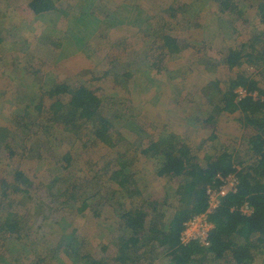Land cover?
Instances as JSON below:
<instances>
[{
	"label": "rangeland",
	"instance_id": "1",
	"mask_svg": "<svg viewBox=\"0 0 264 264\" xmlns=\"http://www.w3.org/2000/svg\"><path fill=\"white\" fill-rule=\"evenodd\" d=\"M128 1H132L127 3L130 6L139 2ZM260 1L140 0L141 6L144 7L145 4V8L153 15L148 19L151 25L147 30L137 31L134 24L126 29L130 41L128 49L127 46L117 45L119 39L127 36V31L111 30L108 25L120 22L121 16L127 19V15H101V25L95 28L99 30H94L96 23L88 13L110 9L107 0H54L53 9L41 13L33 12L28 0H0V35L3 39L0 44V127L12 122V127H15V122H21L22 119L25 121L23 107L29 94L44 93L59 82L73 86L84 82L103 99L97 118L104 114L107 122L116 123L115 128L118 129L112 131V136L119 143L117 148L120 154H124L123 160L130 153L127 155L122 150H126L130 144L122 146V140L137 143L135 145L140 148V135L149 140L150 136L158 138L161 134L169 133L164 128L166 122H187L191 132L184 139L194 142L196 148L200 146L203 136H211L213 133L217 138H212V142L216 143L218 150L228 148L231 152L234 151L235 156L248 157L253 136L262 133L264 139V127H261L262 122H258L262 119V112L258 111L253 119L248 120L241 110L219 112L213 107V102H216V94L225 92L231 79L243 73L253 77L254 68L250 64L232 69L226 59L231 46H238L254 33L263 31L264 25H260L256 12ZM147 17L148 14L140 16V22ZM140 40H146V58L142 60L139 55L140 61L131 62L135 48L140 46ZM166 42L173 44V47L178 45L180 48H187L170 53L162 45ZM127 57L130 60H126ZM178 57L180 58L177 59ZM185 61L186 64L183 65ZM137 65L139 68H136ZM131 69L135 71V75L124 78V73ZM215 79L221 80L223 84L214 85ZM259 79H263L260 86L264 87V78ZM115 80L119 83L116 87L113 86ZM256 90L264 96L260 90ZM55 99L46 97L44 102L52 104ZM37 104H40L39 101L33 105ZM45 108L40 111L37 106L34 108L35 112L28 116L26 122H38L32 129L20 123V129L18 127L9 136L10 142L7 144L13 148L23 139L26 153L21 159L13 158L10 163L0 160V176L5 168L12 165L15 170L24 172L32 180H45L52 174L60 177L64 174L63 166H57L54 160L57 157L63 159L66 151L74 154L72 167L75 170L79 168V171L86 170V162L90 158L99 162L100 168L106 163L107 157L112 156L110 149L106 153L108 146L95 137L92 121L79 128L75 123H70V129H66V122H76L67 116V106L62 108V116L59 117V114L58 119L49 111L51 109ZM46 122L60 123L47 131ZM152 122H158V126L153 128ZM213 124L216 130L212 131ZM3 136L1 134L0 138ZM179 138L181 140L180 136ZM0 147L9 153L5 146ZM203 147L197 149L198 154L195 151L193 153L203 158L206 152H203ZM37 148L38 153L34 151ZM32 152L34 155L29 159ZM40 154L41 157H38ZM116 163V160L113 161L111 166L115 167ZM132 169L137 171L136 178L140 184L139 159ZM148 175L149 173H145L146 177ZM169 175L168 173L165 177ZM149 177L152 181L159 182L151 174ZM165 177H162L163 180L158 185L165 182ZM173 177H176L178 183L181 182L178 176ZM34 185L29 187L34 190ZM171 188L172 184L167 180L164 191L169 192ZM37 193L41 194V191ZM169 193L170 203H167L166 210L163 209L166 211L163 216L167 220L173 216L178 203ZM142 197L144 198V194ZM36 202L28 192L17 191L15 182H0V264H37V254L41 250H45V255L42 254L46 256L43 264H62L58 260L60 255L43 247V235L46 227L51 224L43 226L41 221L43 216L56 221L59 214L49 201L43 200L42 215L36 216L32 221L34 213L38 212ZM46 205L50 207L48 213L43 211ZM84 214H80L78 218L81 225L86 224L92 216L88 210ZM7 216L22 223L18 234L24 235L26 230L31 233L37 231L40 239L31 240L30 233V240L25 236L19 238L16 232L7 229ZM95 219L104 229L113 222H119L115 208L108 203L103 205ZM29 222L34 224L28 228ZM41 224L43 228L38 231L37 227ZM94 226L95 224L90 223L86 227L91 231L97 229ZM97 241L100 239L97 238ZM95 251L97 255L101 254L97 245ZM163 262L167 264L170 260L163 259ZM203 263L221 264L222 261H215L209 256L204 258ZM257 264L263 263L258 261Z\"/></svg>",
	"mask_w": 264,
	"mask_h": 264
},
{
	"label": "trees",
	"instance_id": "2",
	"mask_svg": "<svg viewBox=\"0 0 264 264\" xmlns=\"http://www.w3.org/2000/svg\"><path fill=\"white\" fill-rule=\"evenodd\" d=\"M54 4V0H28L29 7L35 13L49 11L53 9ZM256 12L260 19V25H264V0L260 1ZM262 30L259 33H254L251 38L238 46H231L226 59L232 69L250 64L254 68L253 77L250 78L247 73H243L231 79L225 92L216 94L214 97L216 102L213 103L220 112L241 110L248 120L253 119L254 115L261 111L262 119L258 122H262L261 127H264V102H256L251 97L238 101L234 93L237 87L244 86L249 90L258 89L264 95V87L260 86V81L263 79H259L264 78V26ZM2 40L0 35V44ZM162 45L170 53L180 50L178 45L173 47V44L167 42ZM134 75L135 71L131 69L123 76L130 78ZM81 83L73 86L70 83L62 82L44 93L29 94L23 107L25 121L22 119L21 122H15V127H12L14 122L0 127V135L4 134L0 138V146H5L9 151L7 153L0 147V160L10 163V160L15 157L23 158L26 146L22 139L13 148L7 144L10 142L9 136L13 135L18 127L20 129V123L30 129L38 124V122H26L31 112H35L34 108L38 106L40 111L43 107H46L47 110L51 109L49 111H52L58 119V115L62 116V108L66 105L67 116L76 121L66 122V129H70V123H75L79 128L87 125L88 121H92L95 137L108 146L112 152V156L107 157V161L102 167L99 168V162L90 158L86 162V170L79 171V168L75 170L72 167L75 160L74 154L66 151L62 156L63 159L57 157L54 160L57 166H63L62 173L64 174H61L60 177L52 174L45 180H32L24 172L15 170L12 165L1 172V183L10 182L12 184L15 182L17 191L28 192L37 201L35 208L38 212L34 213L32 221L36 216L42 215L41 202L43 200L49 201L56 209L59 214L56 221H52L46 216L41 218L43 226L51 224L46 227L45 236L43 235V247L46 246L55 255H60L58 260L62 264H143L140 260L146 258L150 259L147 264H153V262L164 264L163 259H169L168 264H203L204 258L212 254L216 258H221L231 250L233 234L243 235L247 239L256 233L255 240L260 244L264 242V139L261 134L253 136L248 157L235 156L234 151H228V148L216 149L215 153H220L212 155L204 166L192 152L191 146L185 140H176L175 135L171 132L156 143L150 140L144 151L155 159L159 166V175H168L169 173L170 178L178 176L181 180V188L178 192L179 204L171 221L166 224L162 219L166 213L163 207L167 203L169 204L167 197L155 201L144 199L149 198L144 192L147 184L141 180V175L139 184L136 178L137 171L132 169L137 160L134 153L138 149L140 150L139 146L130 144L126 149V152L131 150L128 158L122 159L123 154H120L118 145L112 136V122H107L105 120L107 116L104 114L97 118L103 99L84 82ZM118 84L115 80L113 86ZM215 85L220 86L219 83ZM46 97L58 99H55L52 104H45ZM36 101H39L40 104L33 105ZM58 123L60 122H46L47 131L54 129ZM34 151L38 153V148ZM33 153L29 155V159L32 158ZM53 156L56 157L54 153ZM38 157H41V154ZM115 160L117 161L116 166L112 167ZM237 165H240V169L237 170L240 180L238 192L223 197L220 206L211 215V220L215 224L211 233V247L204 248L196 242L181 245L179 237L184 222L207 207V185L212 182L218 172L228 174L235 171ZM33 184H35L34 190L29 187ZM37 191H41V194H38ZM143 193L144 198L142 197ZM151 196L155 195L151 194ZM245 201H249L254 207V212L250 216L243 214L238 209ZM105 203L115 208L119 222L115 224L113 222L104 229L100 227L95 216L99 215ZM86 210L92 216L89 217L86 224L81 225L78 223V218L80 214L85 215ZM90 223L95 224L97 229L88 231L86 226ZM33 224L29 222L27 227L29 228ZM42 224L37 227L38 231L39 228H43ZM5 225L7 229L13 230L17 234L21 232L22 223L11 216L6 217ZM98 229L100 230L98 231ZM29 233L31 240L40 239L37 237V231L31 233L26 230L24 235L20 233L18 236L19 238L25 236L30 240ZM97 238L100 239L99 242ZM95 245L99 247L100 255L96 254ZM43 247L41 248L43 249ZM140 249H142L141 254ZM207 250L212 254L207 255ZM149 252L151 256L148 255ZM42 253L45 255V250L38 252L37 264H43L46 260V256ZM235 255L238 261L248 260V254L245 251H237Z\"/></svg>",
	"mask_w": 264,
	"mask_h": 264
},
{
	"label": "crops",
	"instance_id": "3",
	"mask_svg": "<svg viewBox=\"0 0 264 264\" xmlns=\"http://www.w3.org/2000/svg\"><path fill=\"white\" fill-rule=\"evenodd\" d=\"M128 2H132V1H128V0H121V1L107 0V5H108V7L110 9H108L107 11H103V12L102 11H97L96 13H94L97 16L94 15V14H92V13H88L91 16H93L92 19L96 23L93 26L94 27V30L97 32L99 30V28L98 29H95V28H97L99 25H101V22H100L101 18H99V16L106 15V14H110V15H127V19L124 18V16H121V18L119 19L120 22H113L112 24H108L110 26L109 28H111V30H126V29L128 30V28H130L131 27L130 25H132V24L136 25V30L137 31L149 29V27L151 25V22H149L148 19L150 20V16H153L152 14H150V10H148L147 8H145V4H143L144 7L141 6L142 3H140V0H139V2L137 1L134 6H132V5L130 6V4H127ZM122 8H125L126 10H124ZM117 9H120V10L117 12ZM121 9L124 10V12L121 11ZM145 14H148V17L145 18V20H141L142 22H140V16H144ZM128 37H129V33L127 31V36L126 37L123 36L121 39H119L118 40L119 42H117L118 43L117 45H119L121 47L127 46L128 49H129L130 41H129ZM145 44H146V40H143V42H142V40H140V46L138 47V49L135 48V53H134L133 59L130 60L127 57L126 60H130L131 62L137 63L138 61H140V60H138L139 55H140V59H142V58L145 59L146 58ZM186 48L187 47H184V48H182V47L180 48L179 47L178 49L181 50V49H186ZM178 51L179 50H177L176 52H178ZM179 58L180 57H178L177 59H179ZM185 64H186V61L183 63V65H185ZM168 65H170V64H168ZM137 66L138 67H136V68H139V65H137ZM170 66H167V67H170ZM59 83H62V82H59ZM216 83H219L220 85L223 84V82L221 80L215 79L214 80V85ZM114 87H116V86H114ZM213 107H214V104H213ZM152 123L154 124L153 128H156L158 126V122L157 123L156 122L155 123L152 122ZM203 123H208V122H203ZM214 123L215 124H217V123L219 124V122H214ZM112 124H113V126L111 127V129H113V131L116 130V129H118L117 127L115 128V125H116L115 122H112ZM213 126H214V128H212V131L213 130H216L214 124H213ZM164 128H166L168 131H170L171 134H174L176 140H180L179 136L181 137V140H185L184 138H186V136L189 137L190 136V132H191V129H189L187 122H166V124L164 125ZM142 131L143 130L140 127V134H142ZM167 134H168V132L165 133V134H161V136L158 137V138H155V137H151L150 136V138H148L149 140L144 139L143 135H140V150L139 149L137 150V152H136L137 153L136 158L137 159H140V175L142 176L141 177V180L145 181V183L147 184L146 191H144V192H146V195L149 198H146V200L149 199V200L155 201L156 199H162L164 197L165 198L167 197L166 199H168V197L171 198L170 193H169V192H171V194L173 195V198L172 199H174V200H176V202H178V192H179V190L181 188V184L178 183L176 177H173L172 176L170 178L168 176L166 178L165 177L166 175H164V174L163 175H159V173H158V167L159 166L156 163L155 159H153V157L151 155L146 154L145 151H144V149H146L148 147V145L150 143V140L152 142H155L156 143L159 139H161L163 137H166ZM211 136H208V135L207 136L206 135L203 136L200 139V146L197 147V148H196V144L194 142L191 143L190 141H187V140L185 141V142H187L192 147V152L195 151L197 154H198V150L200 149V147H202V146L205 147V148L204 147L202 148L203 152L206 150L203 158H200V156H199L200 153L198 155L199 156L198 157L199 162L203 166L207 164L209 158L212 155H214V154L216 155V154L220 153V152H218V153L216 152L215 153L214 150L217 149V147H216L217 145H216V143L212 142V138H214V137L217 138L216 134H213L212 133ZM131 140L132 141H135L132 138H131ZM188 140H189V138H188ZM219 140H217V141H219ZM114 141H115V138H114ZM115 143L116 144H119L116 141H115ZM123 144H131V142L122 140L121 145L123 146ZM135 144H137V143H135ZM101 149L103 150V147ZM109 149L110 148L108 147V149L106 150V153H108ZM130 151L129 152H126V150H124V151L122 150V153H125V154L128 155L130 153ZM228 151H230V150H228ZM197 154H195V155H197ZM123 156H124V154H123ZM145 173H149L148 177L145 176ZM150 174L152 175V177H153L154 180H158L159 182L156 183L155 181H152L150 179V177H149ZM163 176L165 177V180H164L165 182L163 184L158 185L163 180L162 179ZM167 180L172 184V188L170 189L171 191H169V192L167 190L164 191L166 189ZM172 180H174V181L171 182ZM160 191H162V192H161L160 195H158V192H160ZM151 194H153L155 196H151L150 197ZM176 204L178 205L179 202L176 203ZM165 207H168V206H165ZM165 207H163L164 210H166ZM172 217H170L168 220L165 219V218H163L162 220H165L166 224H168L171 221V218ZM256 237H257V234L256 233H254L251 238H247V239L244 238L243 235L233 234L231 236V239H232V242H233V247H232L231 250H229L221 258H216L214 256V254L209 253L210 252L209 250H207L206 252H207V255L208 254H210V255L212 254L213 255V256L211 255L212 257L210 256L213 260H215V261L216 260L222 261L221 264H257L258 261L264 264V242L262 244H260V242H258V241L255 240ZM237 251H240V252L241 251H245L248 254V256H247L248 257V260L244 259L243 261H238L236 259V255H235V254H237ZM141 253H142V249H140V254ZM148 255L151 256V253L149 252ZM149 261H150L149 258L141 259L140 260V262L143 263V264H147ZM153 264H156V262H153Z\"/></svg>",
	"mask_w": 264,
	"mask_h": 264
},
{
	"label": "built area",
	"instance_id": "4",
	"mask_svg": "<svg viewBox=\"0 0 264 264\" xmlns=\"http://www.w3.org/2000/svg\"><path fill=\"white\" fill-rule=\"evenodd\" d=\"M234 93L238 101L247 97H251L256 102L264 101V96H261L256 89L249 90L247 87L239 86ZM239 169L240 165H237L236 170L228 174L218 172L212 182L207 185V207L204 211L192 215L184 222L179 237L181 245L196 242L204 248L211 247V233L215 227L211 215L220 206L223 197L238 192L240 180L237 176V170ZM238 209L247 216L254 212V207L249 201H245Z\"/></svg>",
	"mask_w": 264,
	"mask_h": 264
},
{
	"label": "water",
	"instance_id": "5",
	"mask_svg": "<svg viewBox=\"0 0 264 264\" xmlns=\"http://www.w3.org/2000/svg\"><path fill=\"white\" fill-rule=\"evenodd\" d=\"M44 213H48L50 211V207L48 205L43 208Z\"/></svg>",
	"mask_w": 264,
	"mask_h": 264
}]
</instances>
